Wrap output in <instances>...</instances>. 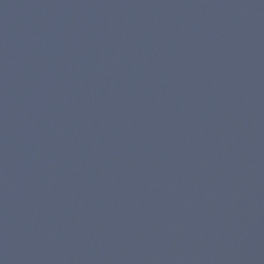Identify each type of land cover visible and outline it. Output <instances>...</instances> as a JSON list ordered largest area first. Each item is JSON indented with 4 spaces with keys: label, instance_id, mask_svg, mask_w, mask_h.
I'll use <instances>...</instances> for the list:
<instances>
[{
    "label": "water",
    "instance_id": "1",
    "mask_svg": "<svg viewBox=\"0 0 264 264\" xmlns=\"http://www.w3.org/2000/svg\"><path fill=\"white\" fill-rule=\"evenodd\" d=\"M0 264H264V0H0Z\"/></svg>",
    "mask_w": 264,
    "mask_h": 264
}]
</instances>
